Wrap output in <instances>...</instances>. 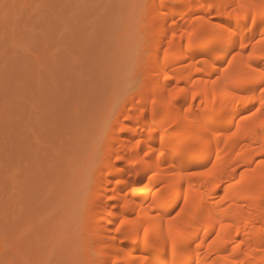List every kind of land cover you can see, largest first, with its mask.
<instances>
[{
  "label": "bare ground",
  "instance_id": "obj_1",
  "mask_svg": "<svg viewBox=\"0 0 264 264\" xmlns=\"http://www.w3.org/2000/svg\"><path fill=\"white\" fill-rule=\"evenodd\" d=\"M146 1L147 10L142 8L148 11L146 14H150L151 29L146 34L141 33L142 40L139 38L134 42L138 44L140 41V45L146 43L145 50L149 54H146L147 61L144 64L152 70L149 72L148 69V74L141 70L142 85L137 84L140 87L137 92L132 89L137 95L131 96V99L130 94L127 96L130 100V103L126 100L129 109L125 108L120 112L116 110L119 112L116 118L115 111V115L110 116L118 125L121 124L119 117L126 114L129 122L125 125L122 122L124 134L114 133V126L110 127H113L114 132L105 137L103 134V141L117 138L118 149L114 160L109 157L101 160L100 166L104 170L96 168L101 170L95 172L99 175L97 177L104 176L103 180L100 178L104 181L103 192L95 191L97 187L95 189L91 185L95 193L89 197L88 191L89 198L84 201V205L79 206L85 213L82 210L84 215L79 213L77 220L80 231L83 230L80 229V224L84 222L81 225L82 228L85 226V232L83 230L81 233L77 229L78 235L74 238L79 236L78 240L84 237L88 238L87 242L93 241L92 239L98 241L99 249L91 260L94 264H140V257L153 251L145 247L144 228L158 233L162 225L166 227L168 216H174L179 211V206L183 205V195L191 183L195 191L189 195L202 196L203 212L195 223H186L190 239L184 250L178 253L177 261L186 259L191 260L192 264H196L197 260L201 264H235L236 261L243 264H264V165L259 164L264 159L261 155L264 150V131L253 128L230 137L229 132L235 130L241 116L248 115L249 110L255 111V108L253 104H225L219 95L229 87L224 76L225 68L228 67L227 60L232 59L231 53H239L233 62L234 68L238 69L249 63L247 52L251 49L242 51L239 47L240 40L236 36L227 38L216 33L212 25L225 22V18L212 14L211 7H202L209 0H177L185 8L175 7L169 3L170 0H163L166 7L158 10L156 5L161 0ZM172 2L176 1L171 0ZM235 2L236 0H215V6L218 10H226L229 6H235ZM179 3L176 6H181ZM143 4L145 5V0ZM245 23L246 21L235 18L228 21L234 32L239 31L245 44H255L257 51L264 48V45L257 44L264 27L258 21L249 31H245ZM202 28V39L189 45L187 33L200 31ZM251 64L253 68L264 67L259 60L252 61ZM217 79L220 82L216 85V103L213 104L212 81ZM133 86L136 87L135 84ZM174 90L181 91L173 96L171 94ZM255 95L258 97L259 92ZM153 100L156 101L155 105ZM253 103L259 107L258 103ZM206 113L208 115L205 120ZM112 120L109 122L112 123ZM173 120L175 123L172 128L164 132ZM241 126L246 128L247 122ZM105 138L107 139L104 140ZM212 163L216 164L212 177H193L189 180L188 172L202 171L211 167ZM241 172L244 173L243 179ZM87 173L90 175L91 172ZM90 177L89 182L96 179L92 180ZM88 179V184L84 183V192L88 190L87 186L90 187ZM97 184L99 186L102 183ZM217 184L220 186L216 187ZM133 189L142 190L134 192ZM74 190L75 187L73 192L81 191ZM68 192L71 193V190ZM75 197L71 198L74 200ZM222 197L225 198L223 201ZM209 216L213 218V222H208ZM122 218L125 221L123 225L120 224ZM88 222L92 223L89 225ZM219 222L233 225L228 230L231 238L223 247L214 245L209 249L208 241L219 230ZM107 224L113 226L112 233L107 230ZM117 227H120V232L116 231ZM86 229L87 236L81 237ZM91 230L92 234L89 235ZM201 240L204 243L197 248ZM241 240L244 243L240 249L225 260L224 257L232 252V246ZM85 242L81 245L87 243ZM78 250L80 253L81 249L77 248L76 252ZM171 258L169 252V259Z\"/></svg>",
  "mask_w": 264,
  "mask_h": 264
},
{
  "label": "rangeland",
  "instance_id": "obj_2",
  "mask_svg": "<svg viewBox=\"0 0 264 264\" xmlns=\"http://www.w3.org/2000/svg\"><path fill=\"white\" fill-rule=\"evenodd\" d=\"M176 2L169 1L185 8ZM3 3L30 7L10 9L8 22L0 7V260L12 235L31 230L43 237V229L51 228L62 237L70 258L91 261L99 245L83 237L90 228L83 238H74L84 210L79 206L95 191L103 192L104 176L100 180L96 168L101 160L116 156L119 141H103V134L114 132L111 126L122 134V122H129L124 113L118 125L110 116L116 112V118L129 107L127 96L137 95L142 71L152 70L144 64L146 43L134 42L150 31L152 19L147 8L140 7L144 0H0ZM61 4L68 7H53ZM89 177L94 180L89 182ZM87 179L90 187L84 192ZM74 187L81 190L80 197ZM113 229L107 224L109 233ZM16 258L37 256L22 250Z\"/></svg>",
  "mask_w": 264,
  "mask_h": 264
},
{
  "label": "snow or ice",
  "instance_id": "obj_3",
  "mask_svg": "<svg viewBox=\"0 0 264 264\" xmlns=\"http://www.w3.org/2000/svg\"><path fill=\"white\" fill-rule=\"evenodd\" d=\"M5 10V21L10 20L9 10L15 7H30V5H15L3 3L0 4ZM53 7H68V5H53ZM140 7L146 8L147 5H141ZM166 4L161 0L159 4L156 5V10L159 8H165ZM202 7H211V13L216 17L225 18V22L213 24L212 27L216 33L231 38L236 36L240 40V49L247 50V57L249 63L242 67L235 69L233 62L236 60L239 53H231L232 59L227 60L228 67L225 68L224 80L229 87H226L219 95L222 97V101L225 104H253L255 111L249 110L248 115H243L240 118V123H237L234 131L229 132L230 137H235L241 132H247L250 129L256 128L259 131H264V67H252L251 62L259 60L261 65H264V48L257 51L255 44H245L243 38L240 36L239 31L234 32L233 28L229 26L228 21L235 18L237 20H244L246 23L243 25L245 31H249L252 26H255L259 21V24L264 27V0H236L235 6H229V9L218 10L215 6V0H209L208 3L202 5ZM250 22V23H249ZM175 23V21H173ZM202 28L200 31H193L187 33L189 37V45L194 42H199L202 39ZM175 35V34H173ZM257 44L264 45V31H261L260 40ZM219 79L213 80V100L212 103H216L217 88L216 85L219 83ZM181 90H174L171 95H178ZM259 92V96L255 95ZM195 97V93H193ZM256 102L259 107L255 106ZM156 101L153 100V105ZM207 113L205 114V120L207 119ZM247 122V127L242 128V124ZM172 123L168 124V127L164 129V132L168 131V128H172ZM152 131L151 129L149 130ZM173 131L175 129L173 128ZM216 135H221V133H216ZM139 144V141H137ZM163 155V152L160 153ZM147 155V153L145 154ZM264 156V150L261 153ZM119 160L120 157H117ZM260 165H264V159L259 161ZM216 169V164L212 163L211 167L204 168L202 171H191L187 173L189 180L193 177H212ZM255 171V169H252ZM241 179H243L244 173L241 172ZM240 183V181H236ZM219 187L220 185H215ZM142 189H133L132 191H138ZM193 185L189 183L188 191L183 195V205L179 206V211L175 215H169L166 221V227L162 225L161 230L158 233H152L149 228H144V244L148 249L153 251L148 252L147 255L140 257V264H192L191 260H181L177 261L176 257L178 253L184 250V246L190 239V232L186 227V223H195V221L200 217L203 212V205L201 203L202 196L196 195L191 196L189 193L194 192ZM225 198L222 197L221 201ZM208 222H213L211 216L208 217ZM124 220L120 221L123 225ZM232 224H225L219 222V230L216 231L215 236L208 241V247L211 249L214 245L218 247H223L227 244L228 239L231 238V234L228 231L232 229ZM120 227L116 228L117 232H120ZM45 235L41 237L40 235L33 236L31 230H28L22 236L12 235L10 237L12 243H6L3 253L4 258L0 260V264H94L93 261L80 259V258H70L63 244L62 237L56 233L54 229L45 228L43 229ZM237 234L239 230L237 229ZM238 238V236H237ZM9 239L6 237V240ZM204 243L203 240L197 245V248ZM244 243L241 240L232 246V252L229 256H225L224 259L228 260L229 257L240 249L241 245ZM22 250H31L36 253L37 258L35 259H18L16 258L18 253ZM226 250V249H225ZM169 252H171V259H169ZM149 257H152L151 259ZM135 264V262H133ZM196 264H201L199 260ZM235 264H243L241 261H236Z\"/></svg>",
  "mask_w": 264,
  "mask_h": 264
}]
</instances>
